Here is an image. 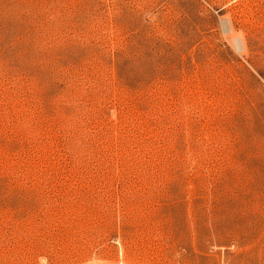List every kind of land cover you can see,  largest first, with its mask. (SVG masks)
I'll list each match as a JSON object with an SVG mask.
<instances>
[{
  "label": "rangeland",
  "instance_id": "1",
  "mask_svg": "<svg viewBox=\"0 0 264 264\" xmlns=\"http://www.w3.org/2000/svg\"><path fill=\"white\" fill-rule=\"evenodd\" d=\"M264 264V0H0V264Z\"/></svg>",
  "mask_w": 264,
  "mask_h": 264
},
{
  "label": "built area",
  "instance_id": "2",
  "mask_svg": "<svg viewBox=\"0 0 264 264\" xmlns=\"http://www.w3.org/2000/svg\"><path fill=\"white\" fill-rule=\"evenodd\" d=\"M117 264H123V263L120 262V263H117Z\"/></svg>",
  "mask_w": 264,
  "mask_h": 264
}]
</instances>
